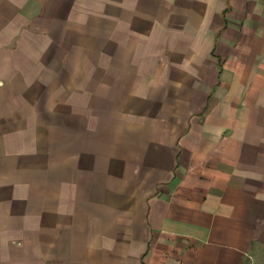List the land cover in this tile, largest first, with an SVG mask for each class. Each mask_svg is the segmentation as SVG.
<instances>
[{
    "label": "crops",
    "instance_id": "crops-1",
    "mask_svg": "<svg viewBox=\"0 0 264 264\" xmlns=\"http://www.w3.org/2000/svg\"><path fill=\"white\" fill-rule=\"evenodd\" d=\"M0 264H264V0H0Z\"/></svg>",
    "mask_w": 264,
    "mask_h": 264
}]
</instances>
